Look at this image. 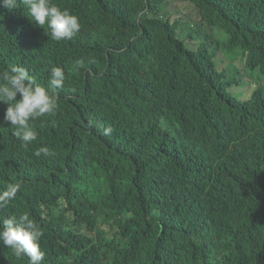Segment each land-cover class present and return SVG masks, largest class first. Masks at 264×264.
Instances as JSON below:
<instances>
[{
	"label": "trees",
	"instance_id": "16d2710c",
	"mask_svg": "<svg viewBox=\"0 0 264 264\" xmlns=\"http://www.w3.org/2000/svg\"><path fill=\"white\" fill-rule=\"evenodd\" d=\"M172 1L50 0L82 19L61 42L0 12V71L65 75L28 148L0 124V191L21 183L0 219L41 222L43 264H264V88L222 81L228 64L264 76V0H186L223 33L219 63L181 39Z\"/></svg>",
	"mask_w": 264,
	"mask_h": 264
},
{
	"label": "clouds",
	"instance_id": "9594fccd",
	"mask_svg": "<svg viewBox=\"0 0 264 264\" xmlns=\"http://www.w3.org/2000/svg\"><path fill=\"white\" fill-rule=\"evenodd\" d=\"M0 12L22 17L51 41L76 39L83 30L78 13L61 10L50 0H0ZM64 80V70L58 66L50 67L47 87L39 84L25 67L12 65L0 71V103L7 105L6 109L0 106V124L12 132L22 148H28L38 138L30 121L57 109L58 92L63 89ZM111 132L107 127L102 134L107 136ZM33 154L36 157L54 155L48 146L39 147ZM20 189L19 182L7 183L0 191V208L15 200ZM42 237L41 222L27 212L0 219V257L9 262L22 259L28 264H43L46 258L40 249Z\"/></svg>",
	"mask_w": 264,
	"mask_h": 264
},
{
	"label": "rangeland",
	"instance_id": "374dc122",
	"mask_svg": "<svg viewBox=\"0 0 264 264\" xmlns=\"http://www.w3.org/2000/svg\"><path fill=\"white\" fill-rule=\"evenodd\" d=\"M169 5L168 11L170 12L171 20L182 23V25L177 26L176 31L186 45L192 50L206 46L212 57L217 53L216 59L219 63L218 49L220 47L223 49V33L217 27L207 26L199 10L186 0H174ZM220 32L222 33L221 35ZM224 58L229 61L232 59L231 56H225ZM216 59L214 57L215 62ZM222 69L218 68L219 71H222ZM245 72L237 71L231 64H228L222 78V81L226 79L234 80L228 91L238 99L248 98L255 87L264 88V76L258 70L247 69Z\"/></svg>",
	"mask_w": 264,
	"mask_h": 264
}]
</instances>
